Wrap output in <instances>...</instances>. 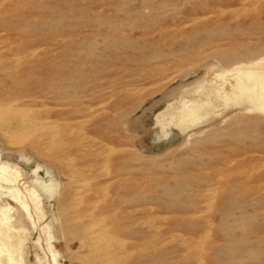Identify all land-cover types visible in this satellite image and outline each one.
<instances>
[{
	"label": "rangeland",
	"instance_id": "1",
	"mask_svg": "<svg viewBox=\"0 0 264 264\" xmlns=\"http://www.w3.org/2000/svg\"><path fill=\"white\" fill-rule=\"evenodd\" d=\"M258 61L264 0H0V264H264V113L167 115Z\"/></svg>",
	"mask_w": 264,
	"mask_h": 264
},
{
	"label": "bare ground",
	"instance_id": "2",
	"mask_svg": "<svg viewBox=\"0 0 264 264\" xmlns=\"http://www.w3.org/2000/svg\"><path fill=\"white\" fill-rule=\"evenodd\" d=\"M244 2V1H243ZM262 65H264V62L263 61H258V62H253V63H248L246 65H238V66H234L232 67L228 72H233V74L235 75V78H234V82L232 84L229 85V87L227 88H224L222 85L223 84H220L219 85V88L216 89L215 91L213 90V92H210L208 91V89L206 90L205 87H203L202 83L200 84H197L195 89L193 90L194 93L198 94L199 95H203L204 93H206V95L204 96V103L200 102V101H191L189 104H187V106H184L180 109L179 111V114H175L172 112L170 114H167L169 115V123H172L175 127H177L181 132L184 131L185 129L193 126L194 124H198L199 121L203 120L204 118H206L211 112H213L215 109H218L220 107H223V108H229L231 106H238V108L244 106V107H248L249 110H254V111H257L258 113H264V67H261ZM227 72V74H228ZM233 75V77H234ZM220 77H224V73L223 72H219L218 75H217V78H220ZM216 86V85H215ZM218 86V85H217ZM187 94V93H186ZM213 96L214 99H216L215 101L216 102H212V100L210 99L211 97ZM215 103V104H213ZM104 104V103H102ZM48 107V106H47ZM57 108V107H56ZM17 111V110H16ZM21 111V110H20ZM19 112V114H22L23 111H21V113ZM9 110L7 111V114H8ZM12 112H15V111H12ZM11 112V114H12ZM2 113V112H1ZM10 114V112H9ZM16 114V112H15ZM13 114V115H15ZM3 115V114H1ZM5 116V115H4ZM2 116V117H4ZM16 116V115H15ZM23 116V115H22ZM6 117H10V116H6ZM18 117V115H17ZM21 117V116H20ZM18 117V118H20ZM1 118V117H0ZM5 118V117H4ZM3 118V119H4ZM23 118V117H22ZM21 118V119H22ZM256 118V117H254ZM1 120V119H0ZM10 120H14V119H10ZM18 120V119H17ZM24 120V119H22ZM2 121V120H1ZM32 121V120H31ZM41 122V121H40ZM47 122V121H46ZM59 122V121H58ZM1 123V122H0ZM27 123V121L25 122ZM24 123V124H25ZM34 123V122H33ZM23 124L22 122H19V121H14L11 123V127L12 125L15 127H20L23 126L21 125ZM31 124V125H30ZM41 124V123H40ZM49 125V124H48ZM4 126V125H3ZM32 126V123L30 122L29 123V126L30 127ZM50 126V125H49ZM52 126V125H51ZM40 128V126H38ZM42 127V126H41ZM44 127L46 128V125H44ZM43 127V128H44ZM53 127V126H52ZM51 127V129H52ZM26 128V127H25ZM31 128V127H30ZM27 129V128H26ZM33 129H36L33 128ZM33 129L31 128V133L30 134H35V133H32L33 132ZM42 129V128H41ZM40 129V130H41ZM50 129V128H49ZM3 130V129H2ZM7 130V129H5ZM4 130V131H5ZM20 130V129H19ZM39 130V129H38ZM44 130V129H42ZM46 130V129H45ZM55 131V129H52V131ZM17 131V130H16ZM50 131V130H49ZM6 132V131H5ZM20 132V131H19ZM23 132V130H22ZM35 132V131H34ZM39 132V131H38ZM81 132V131H80ZM83 132V131H82ZM2 133V132H1ZM4 133V132H3ZM10 133H13V132H10ZM18 133V132H17ZM37 133V132H36ZM15 134V132H14ZM13 134V135H14ZM20 134V133H18ZM25 134L23 135V137H25ZM70 132L67 134L69 135ZM8 135V134H7ZM21 135V134H20ZM18 135V136H20ZM27 135V134H26ZM52 135V134H51ZM84 135V134H83ZM9 136V135H8ZM11 136V135H10ZM16 135H14V138L10 137V139H8V142L10 144H19L20 142L18 141V136L15 137ZM53 138L55 135H52ZM57 136V135H56ZM55 136V137H56ZM90 136V135H89ZM5 137V136H4ZM22 137V138H23ZM28 137V136H27ZM95 137V136H94ZM16 138H18L16 140ZM50 138V137H49ZM57 138V137H56ZM55 138V139H56ZM26 140V137L23 138V140ZM48 139V137L46 138ZM22 140V139H21ZM49 140V139H48ZM95 141V139H93ZM98 140V139H96ZM38 141V140H36ZM46 141V140H45ZM59 141V140H57ZM24 142V141H23ZM51 142V141H50ZM53 142V141H52ZM60 142V141H59ZM22 143V142H21ZM26 143V142H24ZM23 143V144H24ZM49 143V142H48ZM102 143V142H100ZM44 144V143H43ZM58 144V142H57ZM106 144V143H105ZM46 145V144H45ZM51 145H54L53 143ZM16 146V145H14ZM18 146V145H17ZM44 146V145H43ZM110 146V145H109ZM52 147V146H51ZM47 148H50V145L49 147ZM45 148V149H47ZM54 148V147H53ZM113 148V147H112ZM51 149V148H50ZM48 150V149H47ZM46 150V151H47ZM49 153V152H48ZM108 159V158H107ZM69 160H67V162L69 163ZM71 161V160H70ZM103 163V162H102ZM71 164V163H70ZM105 164V163H103ZM102 165V164H101ZM104 168V166H103ZM71 170V169H70ZM72 175V174H71ZM75 175V174H74ZM81 176V175H80ZM80 178V177H79ZM71 179V178H69ZM114 180V179H113ZM85 181L83 180V183ZM109 182V181H108ZM82 184V182H80ZM106 183V182H105ZM77 184V183H76ZM79 184V183H78ZM86 184V183H84ZM105 185V184H104ZM103 185V186H104ZM80 186V185H79ZM86 186V185H84ZM107 186H108V183H107ZM83 187V184L82 186ZM87 187V186H86ZM101 187V186H100ZM106 187V186H105ZM104 187V188H105ZM38 188L40 189L41 192L43 193H47L49 195L53 194L55 192V188L52 186V185H44L42 183H40L38 185ZM72 188V187H71ZM70 188V189H71ZM80 188V187H79ZM85 188V187H84ZM81 189V188H80ZM83 189V188H82ZM76 190V189H75ZM105 190V189H104ZM79 192V191H77ZM76 192V193H77ZM89 192V191H88ZM87 193V192H86ZM0 196H2L0 194ZM9 197H11L16 204L20 205L21 208L26 212L27 216H29V213H28V206L22 202L19 201L18 198L15 197L14 195V190H11V192L8 194ZM19 196V195H18ZM68 196V195H67ZM79 196H81L79 194ZM74 197V196H73ZM76 197V196H75ZM7 200V198H6ZM79 201H80V198H79ZM64 202V201H63ZM77 202V201H76ZM32 203H33V206L36 210H38V212L40 213V218L43 217V213H42V210L40 208V199L39 198H34L32 200ZM60 206V204H59ZM4 207V206H2ZM62 207V206H61ZM89 214V213H87ZM3 215V214H2ZM80 218V217H79ZM0 224L1 225H6L7 224V220L6 221H3V220H0ZM149 224V223H148ZM0 225V233L2 231V228L3 226ZM96 225V224H95ZM98 225V224H97ZM89 228V227H88ZM104 231V230H103ZM99 232V231H98ZM96 232V233H98ZM99 234V233H98ZM104 234V233H101V235ZM93 235V234H92ZM99 235V236H101ZM106 235V234H105ZM98 236V237H99ZM52 236L50 235V233L48 234V240H50ZM91 237V236H90ZM103 237L105 238L106 236L103 235ZM104 238H102L104 240ZM110 238V236H109ZM98 239H101L98 238ZM106 239V238H105ZM118 239V238H117ZM102 240V241H103ZM109 241V239H107ZM99 241V240H98ZM116 241V240H115ZM50 242V241H49ZM121 242V241H120ZM117 243V241H116ZM99 244V243H98ZM104 244H107V242H105ZM95 245V244H94ZM102 245V244H101ZM117 244H115L116 246ZM97 246V245H95ZM103 246V245H102ZM101 246V247H102ZM112 246V245H111ZM89 247V246H88ZM94 247V246H93ZM99 247V246H98ZM105 247V246H104ZM120 248H122V246H118ZM55 247L52 246L51 243H48L47 244V250L48 252L50 253L51 255V262L52 264H57V254L55 252ZM103 248V247H102ZM107 247H105L104 249H106ZM98 249V248H97ZM108 249V248H107ZM112 249V248H111ZM109 250V249H108ZM100 252V251H98ZM125 253L127 251H124ZM123 252V253H124ZM122 254V253H121ZM120 254V255H121ZM94 255V254H93ZM118 255V256H120ZM92 256V255H91ZM122 256V255H121ZM102 257V256H101ZM107 257V256H106ZM119 259V257H117ZM122 258V257H121ZM107 260V259H106ZM110 260V259H109ZM111 263V262H110ZM108 262V264H110ZM8 264H13L12 260L9 259L8 260ZM87 264V263H86ZM95 264V263H94ZM104 264H107L104 262ZM202 264V263H201Z\"/></svg>",
	"mask_w": 264,
	"mask_h": 264
}]
</instances>
